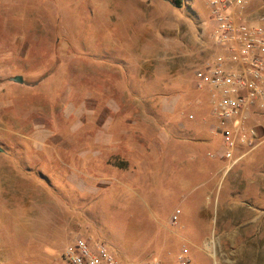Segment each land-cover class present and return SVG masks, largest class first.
<instances>
[{
    "label": "rangeland",
    "instance_id": "1",
    "mask_svg": "<svg viewBox=\"0 0 264 264\" xmlns=\"http://www.w3.org/2000/svg\"><path fill=\"white\" fill-rule=\"evenodd\" d=\"M180 1L0 0V264H68L79 234L130 264H223L219 239L251 227L232 207L264 212V142L225 172L194 75L215 54L198 33L210 10ZM247 10L264 16V0ZM159 234L173 239L160 258Z\"/></svg>",
    "mask_w": 264,
    "mask_h": 264
},
{
    "label": "built area",
    "instance_id": "2",
    "mask_svg": "<svg viewBox=\"0 0 264 264\" xmlns=\"http://www.w3.org/2000/svg\"><path fill=\"white\" fill-rule=\"evenodd\" d=\"M205 1L210 18L201 31H208L219 52L196 68L195 85L211 92V114L217 119L213 132L221 135L220 157L228 172L264 142V16L251 19V0ZM179 214L177 209L172 221ZM65 257L68 264H130L105 240L83 234L74 238ZM188 263L184 254L178 256L176 264ZM145 264L162 262L151 255Z\"/></svg>",
    "mask_w": 264,
    "mask_h": 264
},
{
    "label": "crops",
    "instance_id": "3",
    "mask_svg": "<svg viewBox=\"0 0 264 264\" xmlns=\"http://www.w3.org/2000/svg\"><path fill=\"white\" fill-rule=\"evenodd\" d=\"M93 2H99L101 0H89ZM102 1H112V0H102ZM122 2V8H125L126 10H138V9H143V3L144 0H120ZM156 2L159 0H155ZM101 7V5H92V9L95 10L94 8ZM39 10V9H37ZM46 9L40 8V13H34V15H37L38 18L45 17L47 16L46 13L44 12ZM40 16V17H39ZM210 18V16H209ZM208 18V19H209ZM202 24V23H201ZM201 24L198 27V33H199V39L201 40V44L203 46L211 48V50L214 51V53H218L219 49L218 47L211 42L212 40L209 37L208 31H205V33H202L201 31ZM205 39V40H204ZM212 44H211V43ZM135 44H142V42H138L137 40L135 41ZM41 46L39 48H42L43 44H40ZM36 46V45H35ZM128 46V45H126ZM72 47L67 43L63 42H52V46L50 48H59V49H65ZM34 48V47H31ZM49 48V46H48ZM41 59L43 58L41 54L37 56H33V61L38 62L40 57ZM75 58V57H74ZM79 61V60H77ZM76 62V61H75ZM80 63V61H79ZM17 76V75H16ZM22 76V75H21ZM23 77V76H22ZM21 85V84H19ZM206 124V120H205ZM215 124H207V130L210 135L214 136L216 133L213 132V126ZM40 133H35L32 135V137H38ZM198 142L202 143L203 145H212L213 139L212 137H203L198 140ZM222 149V148H221ZM193 151V148H192ZM222 151V150H221ZM216 156L219 157V153H216ZM205 157L203 155V160H205ZM221 158V157H220ZM219 172V171H218ZM231 207V206H230ZM233 211L237 213V216H240L242 214V217L245 218V220H248L249 223L251 224V227L247 225V227H243L239 230L236 231L235 234L231 236V238H224L226 241L229 242L228 244H225L222 239H219L215 251L217 253H220V259L222 260L223 264H235L230 261V258L227 253L229 252H234L237 254H247L246 259L248 260V263L245 264H264V212L258 208L255 207L254 205H250L247 208H245L243 211L237 208V206L232 207ZM228 210V207L224 208V211ZM203 211V210H202ZM237 211V212H236ZM242 213H241V212ZM202 213V212H201ZM203 214V213H202ZM173 215V214H172ZM172 215L170 216V221H172ZM176 223V222H174ZM170 238L166 235H158L157 241H156V252L160 258L161 254L168 253L170 254L173 248V239H167ZM236 238H239L241 242L236 243ZM160 260V259H159ZM253 263H251V261Z\"/></svg>",
    "mask_w": 264,
    "mask_h": 264
},
{
    "label": "water",
    "instance_id": "4",
    "mask_svg": "<svg viewBox=\"0 0 264 264\" xmlns=\"http://www.w3.org/2000/svg\"><path fill=\"white\" fill-rule=\"evenodd\" d=\"M13 81H15V82H18V83H23L24 82V79H23V77L21 76V75H17V76H14V77H12L11 78ZM3 151V148H2V146L0 145V152H2Z\"/></svg>",
    "mask_w": 264,
    "mask_h": 264
},
{
    "label": "trees",
    "instance_id": "5",
    "mask_svg": "<svg viewBox=\"0 0 264 264\" xmlns=\"http://www.w3.org/2000/svg\"><path fill=\"white\" fill-rule=\"evenodd\" d=\"M175 1V3H177V4H181V1L180 0H174Z\"/></svg>",
    "mask_w": 264,
    "mask_h": 264
}]
</instances>
